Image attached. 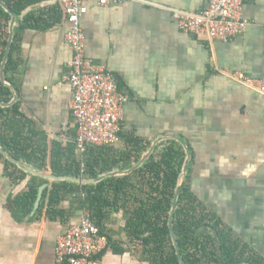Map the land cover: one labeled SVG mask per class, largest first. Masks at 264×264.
Returning a JSON list of instances; mask_svg holds the SVG:
<instances>
[{
    "label": "crops",
    "instance_id": "1",
    "mask_svg": "<svg viewBox=\"0 0 264 264\" xmlns=\"http://www.w3.org/2000/svg\"><path fill=\"white\" fill-rule=\"evenodd\" d=\"M208 3L116 0L102 7L98 0H87L80 21L85 56L112 73L119 92L128 98L119 140L111 150L122 154L129 140L138 139L149 144L142 158L161 139L154 149L174 141L186 159L181 141L190 152L187 175L209 171L208 202L191 187L192 192L234 238L264 259V94L235 77L264 79V0L244 4L249 25L229 42L183 33L172 17L174 10L200 13ZM14 17V69L4 77L11 79L14 104L45 145L49 166L52 151L68 152L76 132L70 111L73 92L67 82L72 58L65 41L69 25L58 0H38ZM10 24L11 17L8 37ZM39 173L54 176L50 171ZM27 175L14 184L0 162V264H59L56 241L84 212L76 204L72 207L68 197L59 207L65 211L63 218L50 220L45 211L31 216V211L16 219L8 205L26 191L33 176ZM44 180L47 187L57 182ZM124 227L121 212L105 221L111 243L101 264H149L140 247L129 242Z\"/></svg>",
    "mask_w": 264,
    "mask_h": 264
},
{
    "label": "trees",
    "instance_id": "2",
    "mask_svg": "<svg viewBox=\"0 0 264 264\" xmlns=\"http://www.w3.org/2000/svg\"><path fill=\"white\" fill-rule=\"evenodd\" d=\"M19 16L38 0H3ZM10 16L0 6V64L7 43ZM4 31V32H3ZM12 44L5 66V74L13 69ZM11 83V79L7 78ZM12 93L0 82V103L8 104ZM32 122L18 104L0 107V147L13 159L32 167L37 172H49L57 177L94 180L115 170L125 171L140 161L149 144L132 139L122 154L110 147H93L79 156L75 143L68 152L52 151L49 166L46 149ZM185 161L182 148L174 141L155 147L143 165L127 176L108 177L95 185L73 182H53L43 191L36 217L45 214L48 219L63 218L60 204L71 197L76 209L88 214L100 234L111 239L105 230V221L113 214L122 213L124 231L131 244L140 247L149 264H179L168 230V217L179 175ZM4 172L14 184L28 175L0 155ZM122 164V165H121ZM83 166V167H82ZM83 171V172H82ZM48 182L31 176L26 191L10 199L8 207L16 219L30 214L40 186ZM173 229L184 264H264V259L243 241L234 238L225 225L216 219L192 192L189 174L183 183L173 219Z\"/></svg>",
    "mask_w": 264,
    "mask_h": 264
},
{
    "label": "built area",
    "instance_id": "3",
    "mask_svg": "<svg viewBox=\"0 0 264 264\" xmlns=\"http://www.w3.org/2000/svg\"><path fill=\"white\" fill-rule=\"evenodd\" d=\"M116 0H98L105 7ZM252 0H209L200 13L173 11L172 17L183 33L205 37L209 41L229 42L242 34L249 22L243 16L244 4ZM87 0H58L69 30L65 41L72 50L67 82L72 89L70 111L76 132V153L82 156L90 147H113L122 130V109L127 96L118 90L116 78L104 67L85 56L81 18L87 12ZM236 79L264 94V79L253 80L243 75ZM83 167V166H82ZM83 172V171H82ZM108 238L83 213L77 224L67 227L55 245L59 264H101Z\"/></svg>",
    "mask_w": 264,
    "mask_h": 264
},
{
    "label": "water",
    "instance_id": "4",
    "mask_svg": "<svg viewBox=\"0 0 264 264\" xmlns=\"http://www.w3.org/2000/svg\"><path fill=\"white\" fill-rule=\"evenodd\" d=\"M0 6L10 15L11 17V24H10V30H9V37H8V41H7V46H6V51H5V55L0 67V81L3 85H5L6 87H8L13 94V99L9 104H3L0 103V107L2 108H8L11 107L12 105H14V103L16 102V95L14 94V89L8 84V82L6 81L5 77H4V68H5V64H6V60H7V56L10 50V46L12 43V39H13V26H14V21H15V17L14 14L11 12V10L2 2L0 1ZM161 141V139H159L158 141H156L151 147L150 149L147 151V153L140 159V161L134 165L132 168L125 170V171H113L111 173L102 175L100 177H98L97 179L94 180H84V179H70L67 177H55V176H51V175H45V174H41L39 172L34 171L33 169L27 167L26 165H24L23 163L13 159L12 157H10L1 147H0V155H2L6 160H8L10 163H12L13 165H15L18 169H20L21 171L29 174V175H33V176H37V177H41L44 179H48V180H52V181H71L74 183H78L81 185H87V184H97L101 181H103L105 178L108 177H118V176H127L129 174H131L132 172H134L135 170H137L138 168H140L143 163L149 158V156L152 154L153 150H154V146L157 145L159 142ZM181 145L184 147L185 149V153L187 158L184 161L183 167H182V171L179 175L178 178V182H177V186L175 188L174 191V196H173V200H172V204H171V209L169 212V217H168V230L170 233V237H171V241L173 244V247L175 249V253L178 257V261L179 264H184L182 255H181V250L180 247L178 245L177 242V238L176 235L174 233V229H173V219H174V214L176 211V207H177V201H178V197H179V193L181 190V187L183 185V183L186 181L187 178V169H188V163H189V159H190V152L188 150V148L180 141ZM47 188V185L44 184L42 186L39 187L38 192H37V197L35 200V203L33 205V209L31 212V216L35 214V212L38 210L39 206H40V202L42 200V196H43V191Z\"/></svg>",
    "mask_w": 264,
    "mask_h": 264
},
{
    "label": "rangeland",
    "instance_id": "5",
    "mask_svg": "<svg viewBox=\"0 0 264 264\" xmlns=\"http://www.w3.org/2000/svg\"><path fill=\"white\" fill-rule=\"evenodd\" d=\"M207 172L209 171H191L190 183L193 192L204 202H208L210 194L208 193ZM119 217L122 218L120 215ZM118 218V219H121Z\"/></svg>",
    "mask_w": 264,
    "mask_h": 264
}]
</instances>
